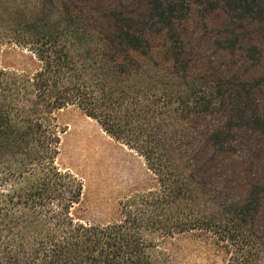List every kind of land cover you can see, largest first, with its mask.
<instances>
[{
    "label": "trees",
    "instance_id": "obj_1",
    "mask_svg": "<svg viewBox=\"0 0 264 264\" xmlns=\"http://www.w3.org/2000/svg\"><path fill=\"white\" fill-rule=\"evenodd\" d=\"M12 5L0 0V264H181L180 241L264 264V0ZM69 105L153 176L113 221L87 218L82 178L57 162Z\"/></svg>",
    "mask_w": 264,
    "mask_h": 264
},
{
    "label": "rangeland",
    "instance_id": "obj_2",
    "mask_svg": "<svg viewBox=\"0 0 264 264\" xmlns=\"http://www.w3.org/2000/svg\"><path fill=\"white\" fill-rule=\"evenodd\" d=\"M34 2L9 0L10 4L24 5L28 12ZM4 29V33L9 32L8 25ZM56 118L63 130L57 162L82 178L88 219L113 221L119 218L122 203L154 189L144 159L108 135L96 120L71 105L58 110ZM174 249L181 264H224L222 253L212 254L211 248L200 242L180 241Z\"/></svg>",
    "mask_w": 264,
    "mask_h": 264
}]
</instances>
